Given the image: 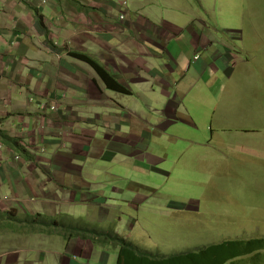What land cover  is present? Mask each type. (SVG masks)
<instances>
[{"label": "crops", "instance_id": "1", "mask_svg": "<svg viewBox=\"0 0 264 264\" xmlns=\"http://www.w3.org/2000/svg\"><path fill=\"white\" fill-rule=\"evenodd\" d=\"M122 1L0 0V264H117L118 250L90 237L11 222L67 215L107 231L120 183L162 173L150 150L202 103L223 100L243 65L235 33L212 30L200 0ZM49 45L89 56L129 94ZM44 103L57 111L41 112ZM11 142H30V160L18 163Z\"/></svg>", "mask_w": 264, "mask_h": 264}, {"label": "rangeland", "instance_id": "2", "mask_svg": "<svg viewBox=\"0 0 264 264\" xmlns=\"http://www.w3.org/2000/svg\"><path fill=\"white\" fill-rule=\"evenodd\" d=\"M200 2L208 14L203 19L212 30L235 33L229 36L236 38L240 53L236 62L243 65L223 100L202 103L200 110L191 112L193 122L188 127L181 130L177 124L150 150L163 161L157 167L162 173L149 169L146 176L130 178L134 183H120V204L111 201L116 208L105 212L114 222L107 233L113 230L125 237L143 255L119 256L117 264H162L164 260L168 264H230L264 253V0ZM11 143L15 149L17 143ZM16 146L21 149L16 151L18 163L20 156L30 160L23 155L27 150L33 152L30 142ZM39 150L45 152L44 147ZM153 189L152 196L134 203ZM108 193L115 196L111 190ZM59 216L50 218H58L65 226L74 220ZM26 218H16L12 229L42 231L17 224ZM81 225L96 230L87 220ZM180 255H185L184 260L169 262Z\"/></svg>", "mask_w": 264, "mask_h": 264}, {"label": "trees", "instance_id": "3", "mask_svg": "<svg viewBox=\"0 0 264 264\" xmlns=\"http://www.w3.org/2000/svg\"><path fill=\"white\" fill-rule=\"evenodd\" d=\"M51 47V49L55 52H59V53H66V55L69 58L75 59L77 61H80L82 63H85L87 65H89L91 68H93V70L97 73V75L103 80V82L105 83L107 89L115 92V93H119L122 95H128L129 93L113 78L111 77L103 67H101L98 63H96L94 60H92L89 56L84 55V54H80V53H76V52H72V51H68L66 49H61V50H57L55 48H53V46L49 45ZM6 138V137H5ZM0 139L4 142L5 139L2 138L0 136ZM10 142V141H9ZM15 143V142H13ZM60 221H58V218H50L47 219L45 217L42 216H35L32 218H26L24 221H18L17 224L18 225H30L39 229H46V230H61L62 233L65 235L64 239L65 240H69L73 237H90L92 239L95 240H100L103 244V241L108 243L105 244L107 246H111L113 245V249H118L119 250V256H128V257H133L134 253H138L139 255H143L142 251H138L136 250L137 248L127 242V240H125L124 238L118 236V235H114V234H107L103 231L100 230H85L82 229V225L81 222H75V220H69L68 221V225L65 226V223L62 222V224H59ZM108 240V241H107ZM115 245V246H114ZM251 246V243H250ZM247 247V245H246ZM245 247V248H246ZM247 250V248H246ZM138 251V252H137ZM140 258V256H137L135 258L136 262L138 261V259ZM185 255H180V256H173L170 258L169 262H175V261H181L184 260ZM260 258H264V253H259V254H255L252 256H249L246 260H242L240 259L239 261H234L231 262L230 264H243L245 262L250 263V264H261L264 263V261L258 262L257 259ZM162 261V260H160ZM166 262H168L166 260Z\"/></svg>", "mask_w": 264, "mask_h": 264}, {"label": "built area", "instance_id": "4", "mask_svg": "<svg viewBox=\"0 0 264 264\" xmlns=\"http://www.w3.org/2000/svg\"><path fill=\"white\" fill-rule=\"evenodd\" d=\"M123 7L124 9L127 8V3H123ZM124 17H121V20H123ZM199 59L198 56H196L195 60L197 61ZM40 109L43 110V111H51V112H54L56 110V107L55 106H52V107H49V106H46L45 104H41L40 105ZM0 149H1V146H0ZM17 161L19 160L18 157L15 158Z\"/></svg>", "mask_w": 264, "mask_h": 264}, {"label": "clouds", "instance_id": "5", "mask_svg": "<svg viewBox=\"0 0 264 264\" xmlns=\"http://www.w3.org/2000/svg\"><path fill=\"white\" fill-rule=\"evenodd\" d=\"M126 3V2H125ZM128 4V3H127ZM126 10V9H125ZM121 17H124L125 18V15H124V13L121 15ZM121 17H120V20H121ZM124 20V19H123ZM122 21V20H121ZM46 106H48V104H45ZM53 106H55L56 107V105L54 104ZM49 107H52V106H49ZM57 108V107H56ZM40 111L41 112H43V113H45V112H47V111H43V110H41L40 109ZM56 111V110H55ZM55 111L54 112H51V111H48V112H50V113H55ZM1 146V145H0ZM1 149H2V146H1ZM16 158V157H15ZM16 160V159H15ZM17 161V160H16ZM19 161V160H18ZM17 161V162H18ZM30 218V217H29ZM32 218V217H31ZM9 222H11V221H9ZM11 224H15L14 222H11ZM62 232V231H61ZM103 232H105V233H107V231H103ZM107 234H114V235H118L117 233H115V232H110V233H107ZM122 238H124L125 240H126V238L125 237H122ZM128 241V240H127ZM107 246V245H106ZM109 247V246H108ZM110 248H112V247H110ZM118 250V249H117ZM118 254H119V250H118Z\"/></svg>", "mask_w": 264, "mask_h": 264}]
</instances>
